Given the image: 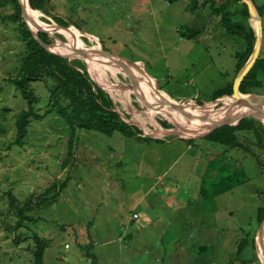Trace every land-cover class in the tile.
<instances>
[{"label":"rangeland","instance_id":"374dc122","mask_svg":"<svg viewBox=\"0 0 264 264\" xmlns=\"http://www.w3.org/2000/svg\"><path fill=\"white\" fill-rule=\"evenodd\" d=\"M5 1L0 0V112L4 108L10 112L0 125V264H33L36 235L48 245L44 264H261L256 238L258 211L264 206V166L251 152L228 153L205 137L189 142L157 134L166 130L161 122L173 126L167 130H178L191 124L189 118L198 111L216 113L229 99H222L220 107L208 104L238 75L236 56L245 52L246 44L233 30L245 25L243 3L49 0L45 11L31 8L38 21L33 29H46L51 43H78L69 33L79 36L85 48L102 49L121 62H136L129 70L139 81L138 90L131 88L122 71L114 75L99 58L101 67L108 69L106 75L131 104L113 97L103 83L106 93L114 111L140 129V136L163 140L142 142L118 131L109 136L78 129L70 151L69 126L54 113L42 121L32 120L25 145H13L17 116L28 106L11 82L25 48L19 24L12 18L16 9ZM253 2L262 9L257 77L263 84L257 93L264 96V0ZM228 12L231 24L223 23ZM75 60L80 59L71 61ZM83 63L102 88L90 71L92 64ZM32 88L44 107L50 95L46 84L32 83ZM160 102L183 104L189 115L173 113L169 105L157 108ZM244 113L229 112V123H237ZM249 147L264 162L262 149L254 143ZM224 160L234 167L226 176H235L238 182L222 184ZM64 181L68 183L63 190ZM223 186L230 190L219 195ZM50 188L46 201L38 200ZM55 194L59 197L52 200ZM21 208L27 219L34 220L16 229ZM242 242L245 248L238 253Z\"/></svg>","mask_w":264,"mask_h":264},{"label":"trees","instance_id":"16d2710c","mask_svg":"<svg viewBox=\"0 0 264 264\" xmlns=\"http://www.w3.org/2000/svg\"><path fill=\"white\" fill-rule=\"evenodd\" d=\"M47 1L49 0H29L28 4L33 10L45 11L44 8ZM235 1L237 3L242 2V0ZM8 2L16 9L12 18L19 24V39L25 48V57L21 60V64L17 69V76L12 78L11 82L18 89L23 100L28 104L27 108L22 110L17 116L15 123L17 135L16 141L13 145L20 147L24 146L32 120L42 121L51 113L64 118L67 122L70 132V151L73 148V140L76 138L78 129L86 131L95 130L109 136L118 131L128 137H136L142 140V142L154 140L152 138L140 136L143 134L140 129L126 123L121 116L114 111L113 100L106 91L96 86L91 80L89 74L86 72L85 63L81 60L71 61L67 58L46 51L34 38L33 34L25 24L18 1L8 0ZM242 8L241 14L245 21V25H236L237 30H233L234 34H238L246 44L245 52L236 56L238 60L237 73L241 71L251 57L256 41V34L248 24V7L243 3ZM257 10L260 16H262L260 12L262 9L260 8L259 10L257 8ZM225 15L223 23L231 24L232 20L230 13L228 12ZM61 26L66 27L64 25ZM38 36L43 42L51 43V40L46 33L38 32ZM259 61L260 59L257 60L255 66L241 84L240 91L242 94L257 93V89L262 86L263 81L260 82L257 77V65ZM36 82H44L49 89L48 92L50 95L47 104L44 107H41L42 101L32 88V83ZM232 94L233 83L229 86L227 91L216 94L214 100L225 96H232ZM42 111H44V113H42ZM7 112H10V109L4 108L1 110L0 125L6 123L4 121H6L5 118ZM161 125L166 129L173 128V126L167 122H161ZM205 139L214 144L223 146L228 153L230 150L235 149H241L249 153L251 152L258 165L260 167L264 166L262 159L259 156L254 155L249 147L251 143H254V146L262 149L264 156V125L258 120L246 118L240 121L237 126H223L214 130L206 136ZM154 141L163 142V140ZM192 141L193 140H190L189 142ZM69 154L70 156L72 155V153ZM226 161L224 160V164L221 166L220 170V173L223 175L222 184L224 185L225 183H234L235 180V176H226V173H231L232 168H234L232 164L227 165ZM227 167L229 170L226 169ZM236 181L237 180H235V182ZM67 183L68 181H64L62 186L63 190L66 188L65 185ZM54 187H56V185H54ZM224 187L225 186H223V188ZM53 188L48 189L38 200H42L43 202L46 201V198L52 194ZM229 190L224 188L219 195ZM10 197L11 205L16 207L14 197L12 195H10ZM58 197L59 195L55 194L52 195L51 199L57 200ZM29 203L26 204L29 205ZM18 211L20 220L15 227L16 229L21 228L24 222H31L34 220L33 218L27 219L25 211L22 208L18 209ZM257 221L260 228L264 222V206L258 211ZM35 241L37 249L34 253L33 264H44V255L48 247L47 242L37 235L35 236ZM244 248L245 242H242L239 245L238 253H241Z\"/></svg>","mask_w":264,"mask_h":264},{"label":"water","instance_id":"95a60500","mask_svg":"<svg viewBox=\"0 0 264 264\" xmlns=\"http://www.w3.org/2000/svg\"><path fill=\"white\" fill-rule=\"evenodd\" d=\"M20 7H21V11H22V18L24 20V22L26 23L29 31L33 34L34 38L39 42V44L49 53L58 55L60 57L63 58H67L69 60H72L74 58H78L80 60H82L83 62H86L87 64L93 63V64H99L100 63V58H105L106 60H108L110 63L109 64H114L118 67V69L120 71L123 72V74H125L129 81H130V85L132 86L131 88L134 90H138L140 87L139 85V81L138 79L135 77V75L133 74L132 71L129 70L128 66L130 65H138L136 62H121L116 60L114 57H112L111 55L107 54L106 52H104L102 49H96V48H83L80 49L78 51H76V53L70 55V54H66V53H58L56 51H54V47L56 43H45L43 42L39 36H38V31H43L42 33H46L49 37H51V33L47 32L46 29H42L39 28V30L35 31L32 27L33 24V20L31 19V17H29V15L27 14L26 8L24 7L23 3L21 0H17ZM29 1V0H28ZM242 2L248 7V11H249V24L250 27L253 29V31L256 34V41H255V46H254V50L253 53L251 55V57L249 58V60L247 61V63L245 64V66L241 69V71L238 73L237 77L235 78V81L233 83V94L232 96H225V97H230V98H235V101L232 103L234 104L233 106H237L235 104H238V102L240 101H245L248 102L250 104H256V105H261L264 106V96L259 95V94H242L240 91L241 88V84L243 83L245 77L249 74V72L252 70V68L255 66L257 60L260 57V52H261V46H262V42H263V25H262V18L253 2V0H242ZM30 3V2H29ZM258 18L260 20V26L259 28H256L253 25V20ZM64 28V27H63ZM66 29V28H65ZM66 45V44H64ZM147 72V71H146ZM101 88V87H100ZM102 89L104 91L107 92V90L102 87ZM157 91H159L156 88ZM160 92V91H159ZM137 95V94H136ZM138 96V95H137ZM225 97L219 98L211 103L208 104H212L215 103L217 104V107H220L223 105L222 103V99H224ZM150 107L151 103H147ZM166 105L170 106V109L172 110L171 112L173 113H177L182 115L183 117L186 116L188 117L189 113L187 112V108L186 106H184L183 104H179V103H163L160 102L157 105V108H165ZM207 105V104H206ZM204 105V106H206ZM198 106V105H197ZM204 106H198V107H204ZM117 112V111H115ZM121 118L123 119V116L121 113L117 112ZM246 118H256L260 121H262L264 123V117L259 116V113H252V112H246L244 114L239 115L238 122L237 123H233L230 124L229 121L230 119L228 118V116H226L225 118H222V120H219L218 122H215V124L213 125V127L211 129H207L205 130L204 133H200L198 136L192 137V138H185L188 140H193L194 138L197 137H206L208 136L210 133H212L214 130L221 128L223 126H237L240 121H242L243 119ZM209 121V118L206 119V122ZM205 122V121H204ZM174 125V124H173ZM168 136H178L180 138H183L180 134H173L171 132V130H165ZM164 134V135H166ZM150 138H157L156 136H151ZM263 240H264V222L263 224L260 226L258 234H257V238L256 241L259 242V246L261 248V250L263 251L262 254V260L261 264H264V244H263ZM258 247V245H257Z\"/></svg>","mask_w":264,"mask_h":264},{"label":"bare ground","instance_id":"6f19581e","mask_svg":"<svg viewBox=\"0 0 264 264\" xmlns=\"http://www.w3.org/2000/svg\"><path fill=\"white\" fill-rule=\"evenodd\" d=\"M24 7L26 8L27 14L29 15L28 12H30L29 17L31 16V19L33 20V24L32 27L34 26V28H36V24H37V18H36V13H33L31 7L28 4V0H21ZM253 25L256 28H259L260 26V20L258 18L253 20ZM73 33V32H72ZM69 36H71L72 38L75 37L77 39L76 43L75 41L73 43H68L66 45L62 44V43H56L55 47H54V51L58 52V53H68L70 51H73L72 54L76 53V51L85 48V46L83 45L82 41L78 40L79 36H74L72 34L67 33ZM76 35V34H75ZM82 35V34H81ZM95 48V47H92ZM71 54V55H72ZM100 58V57H99ZM102 59V61H104L106 64H103L104 66H106L107 68H109L113 74H118L120 72V68L118 69V67L114 64H109L110 62L108 60H106L105 58H100ZM101 61V62H102ZM90 64H92V68H90V71L92 70L95 74H96V78L100 81V83L102 84V87H104V84L107 85V90L108 92H111V94H113V97H118L119 100H124L125 103H127L128 105H130L131 103L118 91V84H114L111 82V80L109 79V77L106 75L105 71L108 69L105 67H101V63L100 64H93L90 62ZM97 66V67H96ZM129 69H132V65L128 66ZM91 71V73H92ZM104 83V84H103ZM105 88V87H104ZM121 89V87H119ZM122 90V89H121ZM149 99L154 103V101L149 97ZM235 101V98H230L227 99L225 105L218 111H216V113L214 112L212 113H208L206 114V112H202V111H198V114H196L194 117L189 118L191 124L185 125V126H180L178 127V130H171V132L173 134H180L182 135L183 138H192L195 137L194 135L196 134H200V133H204L205 130H209L213 127V125L215 124V122H218L219 120H222V118H225L229 112H232L233 110H238L241 112H252V113H259V116L264 117V106L261 105H256V104H250L248 102L245 101H240L238 102V104H235L237 106H233L234 104H232ZM187 118V117H186ZM212 119L210 124H205L202 125L201 120L203 119ZM141 119V118H140ZM142 120V119H141ZM136 121V120H135ZM203 122V121H202ZM206 122V121H205ZM138 124V123H137ZM139 125V124H138ZM141 125V124H140ZM187 126V127H186ZM143 127V126H142ZM162 130H158L157 134H166L167 132L165 131V129ZM190 133H195V134H190ZM263 244H264V240H263ZM257 251L259 254V259L262 260V254L263 251L261 250L260 246H259V242H257Z\"/></svg>","mask_w":264,"mask_h":264},{"label":"built area","instance_id":"2783aa9c","mask_svg":"<svg viewBox=\"0 0 264 264\" xmlns=\"http://www.w3.org/2000/svg\"><path fill=\"white\" fill-rule=\"evenodd\" d=\"M134 218H135V219H138L139 216L136 214V215H134ZM68 246H69V245H66V249H69Z\"/></svg>","mask_w":264,"mask_h":264}]
</instances>
